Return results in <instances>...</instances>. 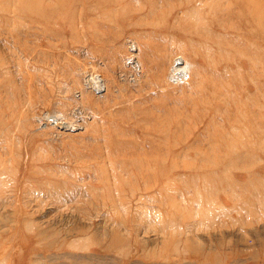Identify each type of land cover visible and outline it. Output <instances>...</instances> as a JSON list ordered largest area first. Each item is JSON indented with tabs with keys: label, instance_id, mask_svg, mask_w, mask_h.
I'll list each match as a JSON object with an SVG mask.
<instances>
[{
	"label": "rangeland",
	"instance_id": "rangeland-1",
	"mask_svg": "<svg viewBox=\"0 0 264 264\" xmlns=\"http://www.w3.org/2000/svg\"><path fill=\"white\" fill-rule=\"evenodd\" d=\"M0 264H264V0H0Z\"/></svg>",
	"mask_w": 264,
	"mask_h": 264
},
{
	"label": "bare ground",
	"instance_id": "bare-ground-1",
	"mask_svg": "<svg viewBox=\"0 0 264 264\" xmlns=\"http://www.w3.org/2000/svg\"><path fill=\"white\" fill-rule=\"evenodd\" d=\"M177 68H178V70L176 71V73H175V71H174V66L171 68V72H170V74H169V78L170 79H172V80H176L177 78H175V75H177V74H179V75H183L184 74V71L186 72L185 73V75H187V72H188V63H186V62H182V63H179L178 64V66H177ZM181 81V80H180ZM93 85V84H92ZM95 85V84H94ZM93 85V86H94ZM97 86H99L98 84H97ZM94 87H96V86H94ZM96 89H97V87H96ZM98 90V89H97ZM58 115V114H57ZM54 116H55V114H54ZM59 116V115H58ZM46 117V116H45ZM60 117V116H59ZM61 118V117H60ZM50 119V118H49ZM54 119H56V118H54ZM63 119V118H62ZM39 121V120H38ZM66 122V121H65ZM55 123L58 125V126H60L61 128H68V129H70L71 127H69V126H67V124L66 123H64V122H62V121H60V120H58V121H55ZM72 125H74V124H72ZM110 136V135H109Z\"/></svg>",
	"mask_w": 264,
	"mask_h": 264
},
{
	"label": "built area",
	"instance_id": "built-area-1",
	"mask_svg": "<svg viewBox=\"0 0 264 264\" xmlns=\"http://www.w3.org/2000/svg\"><path fill=\"white\" fill-rule=\"evenodd\" d=\"M184 63V60H183V58L181 57V56H175L174 58H173V60H172V66H171V68L174 66V71H175V73H176V71L178 70V68H177V66H178V64L179 63ZM170 72H171V70H170ZM185 71H184V74L183 75H179V74H177V75H175V78H181V77H185L186 75H185ZM170 74V73H169ZM177 78V79H178Z\"/></svg>",
	"mask_w": 264,
	"mask_h": 264
}]
</instances>
